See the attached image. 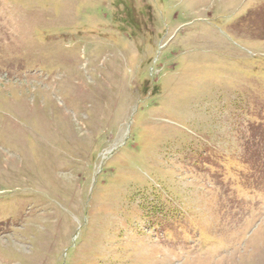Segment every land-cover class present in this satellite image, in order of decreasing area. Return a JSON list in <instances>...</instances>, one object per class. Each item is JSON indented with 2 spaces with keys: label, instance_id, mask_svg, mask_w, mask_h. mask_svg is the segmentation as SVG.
Returning a JSON list of instances; mask_svg holds the SVG:
<instances>
[{
  "label": "rangeland",
  "instance_id": "374dc122",
  "mask_svg": "<svg viewBox=\"0 0 264 264\" xmlns=\"http://www.w3.org/2000/svg\"><path fill=\"white\" fill-rule=\"evenodd\" d=\"M0 264H264V0H0Z\"/></svg>",
  "mask_w": 264,
  "mask_h": 264
}]
</instances>
